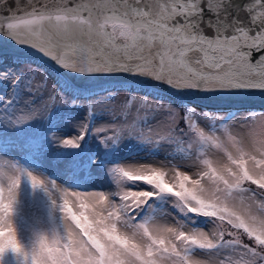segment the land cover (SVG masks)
Masks as SVG:
<instances>
[{"label": "snow or ice", "instance_id": "snow-or-ice-1", "mask_svg": "<svg viewBox=\"0 0 264 264\" xmlns=\"http://www.w3.org/2000/svg\"><path fill=\"white\" fill-rule=\"evenodd\" d=\"M0 36L34 49L67 72L125 73L177 91L264 93V0H0ZM7 79L9 74L0 72V80ZM10 82L13 95L18 85L31 88L25 74ZM93 101L87 102L90 118ZM12 103V96L4 98L0 122L20 124L17 110H8ZM185 116L186 130L177 125L175 134L160 142L183 145L182 151L200 160L204 167L198 178L179 168L171 175L156 167L114 171L122 180L142 181L177 197L185 212L226 221L232 231L187 232L155 220L134 223V213L156 192L123 190L113 194L119 197L113 201L109 194L67 191L28 173L32 186L43 188L63 214V230L40 236L31 254L25 252L10 219L20 178L9 177L6 187L0 185V256L22 254L26 264H200L193 260L200 249L218 254V264H264V217L238 215L229 207L236 194H264V138L258 141L262 158L257 159L230 141L206 135L196 117L208 113L198 115L190 107ZM110 130H99L102 142L121 138L108 137ZM87 133L88 127L59 142L78 147ZM206 148L223 149L216 166L205 159ZM124 226L129 230L121 231Z\"/></svg>", "mask_w": 264, "mask_h": 264}, {"label": "rangeland", "instance_id": "rangeland-1", "mask_svg": "<svg viewBox=\"0 0 264 264\" xmlns=\"http://www.w3.org/2000/svg\"><path fill=\"white\" fill-rule=\"evenodd\" d=\"M34 60L36 59L23 58L21 63L10 60V63L0 65V72L9 74V79L0 80V105L3 104L5 97L12 96L13 103L8 110H17V122L20 123L0 122V185L6 187L9 177L19 175L20 184L16 189L10 219L25 252L31 254L40 236H50L54 231H62L64 227L63 214L58 207H53L52 197L43 188H34L28 173L46 182L54 181L67 191L109 194L113 201L119 200V197L113 194L123 190L156 192L157 194L153 196L154 201L151 197L134 213V223L155 220L161 227H181L187 232L219 234L221 231L224 233L232 231L226 221L214 222V218L185 212L181 208L182 202H179L177 197L159 193L142 181L122 180L114 169L135 171L140 168L156 167L171 175L172 169L179 168L193 178H198L197 173L204 167L200 160H193V154L182 151L183 145L178 149L173 143L160 142L164 137L174 135L173 129L177 125L178 128L186 130L183 120H187L185 112L190 107H194L198 115L200 112L208 113V116L196 117L198 125L206 135L230 141L245 153L252 152L257 159H261L258 141L264 138L260 135L264 132V109L242 108L233 112L202 105L174 104V100L163 102L159 98H149L144 94L145 90H139L140 93L128 92L138 89L132 87V84H120V87L113 89L112 86L116 85L114 84L94 88L95 93L100 90L106 92L90 99L94 100L95 105V113L90 118L88 101L78 100L72 93H67L62 88L64 85L57 87L43 62L40 64ZM21 74H25L26 82L30 81L31 88L26 91L18 85L13 95L10 92L11 77ZM111 91L114 92L111 93L114 98L108 99L107 93ZM167 96L173 97L169 94ZM72 101L79 103L73 104ZM50 111L51 114L48 116ZM212 114H215L214 118ZM81 123H84V128L78 127ZM87 127L88 133L78 147L64 146L59 142L64 138L78 136ZM101 128L111 129L106 133L108 137H113L115 133L121 138L115 142H102L104 134L99 131ZM157 142L160 143L156 144ZM23 150H31L42 157L56 172V177L48 176L33 163L28 162L23 154H20ZM84 150L92 156L88 158L87 152L82 155ZM206 151L208 154L205 159L213 161L216 166L223 155V149L206 148ZM232 151L233 155H239L235 148ZM82 157L85 158L81 160ZM248 166L250 169L255 167L251 162ZM17 169L21 170L20 173ZM68 181H83L85 185L72 186ZM205 186H208L207 183ZM244 187L258 189L255 185L247 183ZM145 205L148 208L143 211ZM229 207L238 215L264 217V195L252 197L248 192L236 194ZM127 230H129L127 226L121 228V231ZM194 254L193 260L199 261L200 264H218L216 253L195 249ZM0 264L26 262L22 254L7 251L0 256Z\"/></svg>", "mask_w": 264, "mask_h": 264}, {"label": "water", "instance_id": "water-1", "mask_svg": "<svg viewBox=\"0 0 264 264\" xmlns=\"http://www.w3.org/2000/svg\"><path fill=\"white\" fill-rule=\"evenodd\" d=\"M3 55H16L22 58H36L42 60L62 73L68 81L80 89L97 88L111 83H133L142 86L158 89L165 94H169L176 99L189 102L196 106H206L207 108L220 110H234L242 108H262L264 109V93L256 91H234L201 93L197 91H177L168 88L166 85H157L154 81H147L142 77H131L125 73H95L82 75L75 72H67L59 68L54 61L41 55L32 48L18 45L5 37L0 36V57ZM114 85V84H113ZM109 86V85H108Z\"/></svg>", "mask_w": 264, "mask_h": 264}, {"label": "trees", "instance_id": "trees-1", "mask_svg": "<svg viewBox=\"0 0 264 264\" xmlns=\"http://www.w3.org/2000/svg\"><path fill=\"white\" fill-rule=\"evenodd\" d=\"M3 58H4V61H1L2 58H0V65L2 63L8 64V63L11 62L10 60H14V61H16V63H21L22 60H23V59H21L19 57H16V56H5ZM35 61L36 62L39 61L40 64H41V62H43L44 66L48 68L47 69L49 71L48 73L50 75H52L51 79L54 81V83L56 84V86L57 87H60V86L62 87V85H64V87H62V88H64L67 93L68 92L69 93H72L74 96H76V98L78 100H81V101H89L93 96H95V95L97 96V95H100V94L106 92V91L100 90L99 92L92 94V93L87 92V91H80L79 89H77L76 87H74L64 76H62L60 73H58V71L56 69H54V67H52L50 64H48V63H46V62H44L42 60H39V59L34 60V62ZM116 85L112 86L113 89L115 87H118V86L120 87V84H116ZM132 87H137L138 89H133L132 88L134 91H128V92L140 93L139 90H145L144 91V94L147 97H149V98H152V99H155V98L158 99L159 98V99H162L163 102H165V101L172 102V100H174L175 101V102H173L174 104H181V105L187 104L183 100H180V99L179 100L178 99L176 100L173 97L171 98V97L167 96L166 94H164L163 92H161V91H159L157 89L151 88V87H144V86L135 85V84H133ZM58 90H62V89H58ZM151 93H153V94H151ZM90 94H92V95H90ZM187 105H190V104H187ZM236 110H241V109H236ZM231 111L235 112V110H231ZM50 114H51V111L48 113V116ZM86 152L87 151L84 150L83 153H82V155L85 154ZM87 155H88V158H90V156H92L88 152H87ZM84 158L85 157H82L81 160L84 159ZM80 163H82V162H80ZM151 200L154 201L155 200V197H153ZM147 208H148V206H147Z\"/></svg>", "mask_w": 264, "mask_h": 264}, {"label": "bare ground", "instance_id": "bare-ground-1", "mask_svg": "<svg viewBox=\"0 0 264 264\" xmlns=\"http://www.w3.org/2000/svg\"><path fill=\"white\" fill-rule=\"evenodd\" d=\"M255 191H257V193H259V189H254ZM261 195H264V194H261Z\"/></svg>", "mask_w": 264, "mask_h": 264}]
</instances>
